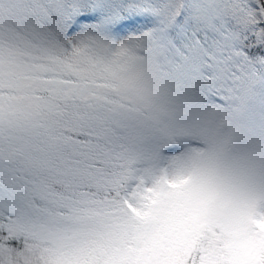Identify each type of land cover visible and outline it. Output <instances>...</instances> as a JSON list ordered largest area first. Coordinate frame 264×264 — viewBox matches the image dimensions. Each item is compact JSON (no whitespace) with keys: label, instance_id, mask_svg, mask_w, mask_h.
<instances>
[{"label":"snow or ice","instance_id":"1","mask_svg":"<svg viewBox=\"0 0 264 264\" xmlns=\"http://www.w3.org/2000/svg\"><path fill=\"white\" fill-rule=\"evenodd\" d=\"M0 264H264V0H0Z\"/></svg>","mask_w":264,"mask_h":264}]
</instances>
